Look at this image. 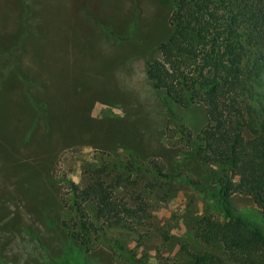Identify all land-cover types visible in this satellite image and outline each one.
<instances>
[{"label":"rangeland","instance_id":"rangeland-1","mask_svg":"<svg viewBox=\"0 0 264 264\" xmlns=\"http://www.w3.org/2000/svg\"><path fill=\"white\" fill-rule=\"evenodd\" d=\"M27 1L30 10L23 0H0V261L51 264L69 250L91 264H131V255L173 264L188 258L184 242L221 253L193 229L198 217H218L219 209L178 178L150 189L153 216L118 235L125 249L102 241L84 252L62 224L69 217L65 180L80 182L83 167L100 158L136 151L202 181L212 172L240 178V161L204 164L185 140L180 124L195 136L207 120L203 104L174 103L171 117L146 74L170 31L171 0ZM45 33L51 39L37 46L34 36ZM230 200L256 207L240 192ZM248 215L264 227L260 215Z\"/></svg>","mask_w":264,"mask_h":264},{"label":"trees","instance_id":"trees-1","mask_svg":"<svg viewBox=\"0 0 264 264\" xmlns=\"http://www.w3.org/2000/svg\"><path fill=\"white\" fill-rule=\"evenodd\" d=\"M23 1L27 7L29 1ZM169 24L161 55L147 60L146 74L163 91L162 105L171 117H176L174 103L184 109L203 104L206 123L195 136L181 123L182 134L204 164L240 161L239 180L212 172L202 181L136 151L120 160L100 158L83 167L80 182L65 180L69 217L62 224L84 252L102 241L125 249L118 235L153 216L150 189L178 178L219 209L218 217H198L193 229L196 238L219 246L221 253L193 250L184 242L181 250L188 258L173 264H264V227L248 215L255 212L264 221V0H171ZM36 38L37 46L51 39L47 33ZM235 192L249 195L256 207L235 206L230 200ZM129 259L143 264L135 255ZM51 264L91 262L68 250Z\"/></svg>","mask_w":264,"mask_h":264}]
</instances>
